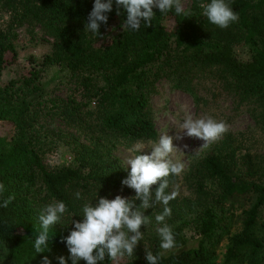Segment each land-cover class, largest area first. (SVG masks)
Returning <instances> with one entry per match:
<instances>
[{
  "label": "trees",
  "instance_id": "16d2710c",
  "mask_svg": "<svg viewBox=\"0 0 264 264\" xmlns=\"http://www.w3.org/2000/svg\"><path fill=\"white\" fill-rule=\"evenodd\" d=\"M226 2L239 15L226 29L202 15L200 5L210 0H187L188 17L175 14L174 9L160 13L153 8L152 26L146 28L142 20L139 31L121 27L117 35L107 37L113 24L122 25L126 19L123 8L117 15L115 0L106 13L107 24L100 26V36L84 29L94 0H0V122L11 126L8 135L0 133V183L5 186L0 205L14 196L7 208L0 206V243L7 264H41L45 255L51 264H59L60 256L68 258L62 242L74 230L68 215L50 229V251L35 253L38 217L45 205L63 201L75 215L72 219L79 221L85 202L95 206L100 197L130 198L121 184L130 170L119 164L113 151L117 145L157 139L148 102L159 79L167 78L190 92L197 104L202 98L193 81L211 80L215 85L211 99L218 92L230 96L236 107H246L259 134H264V0ZM22 25L38 27L51 39L50 50L40 59L30 56L28 66H19L13 42L15 30ZM239 46L248 49V59L235 56ZM15 64L17 77L2 84V71ZM49 66L66 69L86 101L70 96L55 103L49 114L36 110L28 95L40 89V74ZM47 117L74 130L66 142L72 145L76 165L49 168L43 163L40 144L48 126L38 124L47 122ZM238 140L228 130L182 174L190 191L169 202L171 216L166 218L177 246L165 252L158 264H212L211 238L220 222L218 210L236 197L253 199L240 213V230L227 238L225 262L261 260L264 264V183L260 180L264 163L247 146L235 158L242 148ZM176 178L169 176L167 193L173 191ZM156 187L152 186L153 193ZM77 191L81 199L75 197ZM140 203L136 201L137 206ZM162 210V204H155L145 211L151 223L141 226L144 239L133 257L120 264H148L145 248L154 255L162 251L156 231L161 225L155 220ZM189 221L196 237L184 233ZM101 264L113 262L106 257Z\"/></svg>",
  "mask_w": 264,
  "mask_h": 264
},
{
  "label": "clouds",
  "instance_id": "9594fccd",
  "mask_svg": "<svg viewBox=\"0 0 264 264\" xmlns=\"http://www.w3.org/2000/svg\"><path fill=\"white\" fill-rule=\"evenodd\" d=\"M117 15H120V8L126 12V19L121 27L123 30L129 29L139 31L141 21L144 26H152V19L155 16L153 8H158L160 13L175 11L177 15L188 17L182 0H115ZM202 15L207 20L221 29H226L230 24L237 22L238 13L233 11L226 0H210V3L201 4ZM113 0H94V5L87 17L84 29L94 35L100 36L101 24H107L106 13L112 11ZM184 112L181 122L176 124L175 136L163 132L158 141H150L148 144L137 142L129 152L139 153L130 156L126 164L130 165V172L121 181V184L135 191V196L125 198L117 195L114 199L100 197L95 206L92 202H85L81 209L82 220H73L75 216L68 211L67 205L63 201H54L45 205L39 213L38 235L34 241L36 254L50 251L49 244L50 229L56 224H61L62 219L70 216V223L74 225V230L62 242L70 253L67 259L72 264H78L83 260L86 264H101L107 257L113 264H120L123 259L131 258L138 243L144 239V232L141 226L151 223L150 216L144 215L145 211L153 208L155 204H162L163 210L155 216L156 222L161 225L156 229L160 237L161 252L154 255L145 248L146 260L148 264H158L159 259L165 252L174 249L177 244L172 228L166 223V218L171 216L169 202L177 196L176 191L170 194L166 192L169 187V176H180L185 170V163L175 158V153L180 151L173 140H182L184 136L198 138L204 141L199 149L209 147L229 130V125L224 120L206 115L194 117L185 105H181ZM145 147L151 148L150 154H140ZM182 152V151H181ZM158 185L153 193L152 186ZM5 191V186L0 183V194ZM98 196V194H97ZM77 199L82 198V194L75 193ZM97 198V197H96ZM14 196H9L3 200L2 207L7 208ZM141 203L137 206L136 201ZM6 245V250H7ZM64 256L58 257L59 264H67ZM41 264H51L47 255Z\"/></svg>",
  "mask_w": 264,
  "mask_h": 264
},
{
  "label": "rangeland",
  "instance_id": "374dc122",
  "mask_svg": "<svg viewBox=\"0 0 264 264\" xmlns=\"http://www.w3.org/2000/svg\"><path fill=\"white\" fill-rule=\"evenodd\" d=\"M182 4L185 7L187 5V0H182ZM167 24L168 27H170L172 21L169 20ZM120 29L121 25L113 24L107 31L106 36L110 37L117 35ZM15 32L17 34L13 38V42L19 55V66L30 65L28 61L30 56L40 59L50 50L51 39L44 35L38 27L22 25L18 27ZM235 56L239 60H246L250 57V52L246 47L239 46L235 49ZM18 64L8 66L2 71V84H6L9 80L17 77V72L19 70ZM193 85L196 87L199 97L202 98L199 104L196 103L194 96L190 92L175 87L167 78H161L155 83L156 90L151 94L148 104L154 127L158 132V137L156 140H139L129 145H117L113 151V155L118 159L122 167L130 170V165L126 164V160L130 156L139 154L129 152V149L137 142L148 144L150 141H158L159 136L166 131L169 135L175 136V126L178 122L182 121L184 115V112L181 111V105H185L187 111L194 117L210 115L217 120L226 121L230 126L229 131L234 134L237 140L239 139V145L242 147V150H237L235 158L238 159L239 155L244 152V147L247 146L251 147V150H255V153L260 156L261 162L264 163V134H259L258 129L255 127L254 119L251 117L246 107H236L232 103L230 96L220 94L219 92L212 100L209 94L215 85L211 80L195 79ZM70 96L74 97L76 100L86 101V98L82 97V94L78 91L76 84L70 79L66 69L57 66H49L40 74V89L28 95V98L32 99L36 110L49 114L52 112L55 103L66 100ZM91 105H93V103H91ZM47 118V122L46 120H42V122L39 121L38 124L46 123L48 126V130L45 131L46 135L41 138L40 144V149L43 151V163L49 168L76 165V160L71 150L72 145L66 142L68 141L67 138H69L68 133H73L74 130L63 126L57 118ZM59 129L64 130V132H60L62 130ZM10 132V124L8 122H0V133L8 135ZM221 137L219 139H221ZM217 141L201 150L199 148L204 143L201 139L187 136H184L182 140L174 139V145L180 149V151L175 153V158L185 163L186 167L184 172H186L188 168H190L189 166L194 164V162L207 151H210ZM236 143L238 144V142ZM150 153L151 148L145 147L140 154ZM182 174L177 176L176 181L171 184V189L176 191L179 196L187 195L190 191L187 184L182 180ZM261 174L260 180L264 183V173ZM126 188L128 189L125 193L127 196L130 198L135 196V191L133 189L127 186ZM252 199V197L246 199L236 197L227 200L221 206V209L219 208L218 217L220 222L211 238L215 253L212 264H229L225 262L227 238L230 234L240 230V213L242 209L250 205ZM184 233L187 238L196 237L195 227L190 221ZM192 244H196V242H192ZM4 252L5 249L2 243H0V264H7L3 259ZM67 254L69 257V251H67ZM69 261V264H72L70 259ZM78 264H86V262L81 260ZM232 264H246V261H238ZM256 264H261V260Z\"/></svg>",
  "mask_w": 264,
  "mask_h": 264
}]
</instances>
